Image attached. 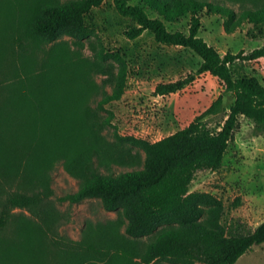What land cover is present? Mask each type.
Masks as SVG:
<instances>
[{
  "label": "trees",
  "instance_id": "trees-1",
  "mask_svg": "<svg viewBox=\"0 0 264 264\" xmlns=\"http://www.w3.org/2000/svg\"><path fill=\"white\" fill-rule=\"evenodd\" d=\"M103 1L42 3L30 18L27 30L48 43L62 34L85 39L91 33L85 16ZM144 2L169 21L189 14L187 34L169 31L162 19L150 17L139 5L113 0L115 10L132 21L125 35L135 38L147 30L157 42L183 46L196 53L201 59L197 72H209L224 92L232 94L223 123L218 130H211L201 122V118L224 110L220 93L186 126L157 141L119 134L114 128V139L141 149L144 158L141 167L137 160L130 162L137 166L134 169L102 173L94 166L93 157L102 163L112 150L105 145L89 110L94 88L85 73L60 53L51 55L36 72L24 63L11 82H0V192L5 194L0 200V229L14 208L36 207L42 197L50 194L51 169L57 160H62L65 170L80 179L77 189L63 199L75 203L96 198L105 210L117 214V220L109 225L88 227L80 244V259H67L63 264H132L137 258L142 264L156 260L171 264H234L253 246L264 244V219L248 232H229L221 221V199L208 192H190L189 185L197 170L215 169L221 164L238 116L252 121L254 133H264V85L254 75L233 76L230 70L237 58L264 63V46L244 55L242 51L220 55L198 35V13L205 9L220 15L226 33L245 21L264 33V3L236 13L207 0ZM97 55L105 59L108 54L101 46ZM109 55L117 60L119 70L111 93L97 102L100 109L121 97L125 83L124 59L118 54ZM187 80L157 84L155 91L159 95L176 92ZM103 124L111 125L110 112ZM124 157L115 154L111 159L122 162ZM31 225L26 220L19 227L22 236L17 244L0 238L1 264H39L40 258L45 259V253L39 250L41 231ZM121 226L123 233L119 231ZM152 234L154 237L140 252L128 240Z\"/></svg>",
  "mask_w": 264,
  "mask_h": 264
},
{
  "label": "rangeland",
  "instance_id": "rangeland-1",
  "mask_svg": "<svg viewBox=\"0 0 264 264\" xmlns=\"http://www.w3.org/2000/svg\"><path fill=\"white\" fill-rule=\"evenodd\" d=\"M65 1L0 0V82H11L24 63L31 71H39L51 55L58 53L64 54L74 68L85 73L86 80L94 88L88 101L89 110L99 125L105 145L109 151L112 150L102 163L98 157H93V164L99 172L119 173L134 169L137 166H132L130 162L137 160L140 162L138 167L142 165L143 151L128 143L119 144L114 139V128L119 134L157 141L186 126L223 93L224 110L201 118V122L211 130L219 129L232 102V94L224 92L217 78L209 72H197L201 59L191 49L157 42L147 30L135 38L125 35L132 21L115 10L113 0H104L85 16L91 32L85 39L62 34L48 43L34 38L28 32L27 24L38 6L46 2ZM207 1L231 8L236 13L264 3V0ZM127 2L143 7L150 17L162 19L169 31L187 34L189 14L169 21L150 9L144 0ZM198 16V35L214 46L220 55L240 51L244 55L264 46V33L258 32L246 21L233 32L226 33L220 15L203 9ZM101 46L108 54L105 59L97 55ZM112 53L125 61V83L121 97L100 109L97 102L111 93L119 70L117 60L109 55ZM230 70L233 76L254 75L264 85L262 61L237 58L230 64ZM187 78L176 92L159 95L155 91L157 84ZM108 112L111 113L110 126L103 124ZM115 154L125 156L122 162L112 161L111 157ZM79 181L78 177L65 170L62 160H57L51 169L50 194L42 197L36 207L14 208L7 224L0 229V238L17 244L22 236L18 229L29 220L32 229L41 231L39 250L45 253V259L40 258L39 264L79 260L82 256L80 244L88 227L109 225L117 220L116 212L105 210L96 198L75 203L63 199L77 189ZM189 191L208 192L221 199L224 205L221 221L229 232L245 233L254 229L264 219V133H254L252 121L243 115L238 116L221 164L215 169L197 170ZM1 192L0 200H3L5 194ZM119 231L123 233V226ZM153 237L152 234L141 238L128 237V240L140 252ZM132 264L142 263L137 258ZM149 264L171 263L156 260ZM234 264H264V244L253 246Z\"/></svg>",
  "mask_w": 264,
  "mask_h": 264
}]
</instances>
